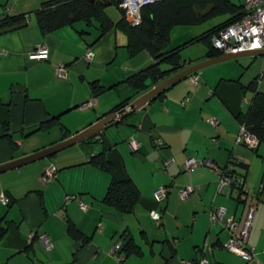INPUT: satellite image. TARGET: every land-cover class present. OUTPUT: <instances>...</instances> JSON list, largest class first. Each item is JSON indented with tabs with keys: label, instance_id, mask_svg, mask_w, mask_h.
I'll return each instance as SVG.
<instances>
[{
	"label": "crops",
	"instance_id": "crops-1",
	"mask_svg": "<svg viewBox=\"0 0 264 264\" xmlns=\"http://www.w3.org/2000/svg\"><path fill=\"white\" fill-rule=\"evenodd\" d=\"M44 1L0 0V18L29 14L27 25L0 33V135L7 125L17 145L13 150L0 138V165L71 137L125 100L130 105L144 92L136 93L126 79L153 62L146 50L129 56L127 36L117 27L100 37L96 21L80 20L42 34L33 13ZM117 10L119 17L112 19L105 8L114 23L122 18ZM173 28L167 50L208 30L179 29L173 45ZM40 44L49 49L46 60L29 56ZM193 45L196 50L188 53L187 46ZM87 51L92 53L91 60L86 59ZM205 53L202 43L184 46L180 50L183 69L208 59ZM260 56L264 57L244 55L202 67L191 73L198 76L197 84L189 74L124 122L115 124L113 117L93 140L0 172V194L9 199L7 205L0 202V216L7 222L0 240V264H117L110 251L123 231L141 251L126 257L125 264L197 263L201 258L208 264H264V144L255 149L235 144L241 126L236 116L248 111L254 95L242 88L256 80V90L264 92ZM60 63L66 67L65 77L55 73ZM93 86L103 90L96 92ZM91 97L95 105L80 108ZM55 116L59 125L39 129L41 121ZM210 119L218 124L213 126ZM60 125L68 137L63 138ZM155 136L163 141L159 148ZM131 138L140 142L137 151L129 145ZM101 152L111 172L89 163L90 157ZM189 157L208 159L218 171L205 165L185 170L184 160ZM170 158L173 161L164 166ZM49 164L56 167V178L44 182L41 175ZM226 166L245 176L240 199L238 188H230L227 194L216 192L219 170ZM112 179L135 183L140 198L134 212L120 213L102 202ZM187 186L194 191L181 201L178 193ZM159 187H166L167 196L156 201L154 192ZM79 200L86 209H81ZM252 204L255 211L247 245L255 255L245 261L223 247L229 232L209 221V211L222 207L241 227ZM154 210L161 214V223L150 217ZM67 219L83 238L69 236Z\"/></svg>",
	"mask_w": 264,
	"mask_h": 264
},
{
	"label": "trees",
	"instance_id": "trees-1",
	"mask_svg": "<svg viewBox=\"0 0 264 264\" xmlns=\"http://www.w3.org/2000/svg\"><path fill=\"white\" fill-rule=\"evenodd\" d=\"M121 0H45L39 9L33 14L36 23L42 34L53 32L61 27L71 25L76 21H85L91 24L93 21L98 23L100 37L113 27L122 30L128 39L127 51L129 56H135L141 51L146 50L153 59V62L140 71L129 76L127 82L136 93H142L152 86L165 80L171 75L181 71L184 67L182 63L180 50L193 43H202L206 48L205 56L216 57L222 54L216 50L211 42V36L221 29L237 22L244 14V4H236L232 0H159L144 6L141 10L142 21L139 25L131 26L123 16L114 23L106 14L105 8L108 5H114L119 10ZM226 16L221 23L208 29L201 35L167 50L170 43V31L174 26H194L203 24L214 18ZM29 14H16L14 16H5L0 18V33L15 30L27 25ZM166 64L167 69H162L161 65ZM191 75V74H190ZM256 80L251 85L243 87V90H252L254 92L250 107L247 112H240L236 119L241 125H245L247 130L258 138L259 144H264V92L256 90ZM170 86V85H169ZM168 86V87H169ZM167 87V88H168ZM96 92H101L102 87L93 86ZM165 88L164 90H166ZM160 91L159 96L164 91ZM129 103L125 100L114 107L110 114L120 112L123 107ZM134 110L123 113L119 120L114 119L115 124L122 123ZM54 125H59V117H51L41 121L40 130H48ZM63 138L69 136L68 131L60 125ZM91 135L84 138L83 142L93 140ZM0 138L6 140L11 149L16 150L17 145L13 141L7 125L4 126V133ZM232 162V160H231ZM89 163L99 167L107 172H111V164L105 158L103 152L96 154L89 159ZM223 172L235 177L236 180L244 182L245 176L237 174L234 170L224 167ZM243 184V183H242ZM231 188H238L239 199L241 197V184H233ZM262 188L264 190V170L262 176ZM139 189L131 180L112 179L108 185L102 202L120 213H132L139 201ZM7 232V222L3 216H0V240ZM67 233L74 240L83 238L74 224L67 219ZM122 240L118 251L122 260L119 264H125L124 259L132 254L140 255L141 251L130 237L127 238L123 231L120 235Z\"/></svg>",
	"mask_w": 264,
	"mask_h": 264
},
{
	"label": "built area",
	"instance_id": "built-area-1",
	"mask_svg": "<svg viewBox=\"0 0 264 264\" xmlns=\"http://www.w3.org/2000/svg\"><path fill=\"white\" fill-rule=\"evenodd\" d=\"M159 0H121L119 8L123 13L124 18L131 26L139 25L142 21L141 10L144 6ZM244 14L240 20L214 33L210 42L212 46L223 53H237L242 51L264 50V0H244ZM29 56L34 59L46 60L49 57V49L46 45H38ZM92 53L87 51L86 59L91 60ZM55 73L57 76L65 77L66 67L63 63L56 65ZM190 80L193 84H197L198 76L196 74L190 75ZM188 98L182 101V104L188 102ZM95 105V98L91 97L87 101L81 103L80 108H91ZM131 107L127 105L121 109L120 112L114 114V119L119 120L121 112L129 110ZM213 126L218 124L217 119H210ZM155 147L159 148L163 145V141L155 136L153 138ZM235 144L245 145L250 149H255L258 144V138L250 133L245 125H241L239 132L235 138ZM129 145L133 151H137L140 147V142L136 138H131ZM173 161L172 158L165 160L164 166H167ZM185 170H190L197 166H208L213 170L218 171L216 164L208 159H195L189 157L184 160ZM56 167L54 164H49L44 168L41 179L44 182L54 181L56 178ZM219 179L217 181L216 192L220 194H227L233 184L242 185V180H236L231 176L219 170ZM194 191V187L187 186L178 193L181 201L188 198L190 193ZM167 196L166 187H159L154 192L156 201H161ZM73 197V196H72ZM70 198V197H69ZM0 202L4 205L9 204V199L0 194ZM81 209H86L87 206L79 200ZM255 205H249L245 214V219L241 227L232 216H227L225 209L218 207L209 211V221L211 223H219L229 232L228 239L223 243V247L229 252L241 257L245 261H249L255 255L254 249L247 245L248 232L252 222ZM150 217L161 223V214L158 211H150ZM122 240L115 243L110 253L115 257L117 264L122 260L118 251L120 249ZM207 245V244H206ZM205 245V246H206ZM47 246H50L49 244ZM181 264H208V260L201 258L197 263L182 261Z\"/></svg>",
	"mask_w": 264,
	"mask_h": 264
},
{
	"label": "water",
	"instance_id": "water-1",
	"mask_svg": "<svg viewBox=\"0 0 264 264\" xmlns=\"http://www.w3.org/2000/svg\"><path fill=\"white\" fill-rule=\"evenodd\" d=\"M93 1V0H91ZM264 55V50H255V51H242L237 53H223L216 57H210L206 60L200 61L198 63H195L185 69H182L181 71L171 75L170 77L166 78L165 80L159 82L149 90L145 91L141 95H139L136 99H134L130 107L132 110H137L140 107H142L144 104H146L148 101H150L155 95H157L160 91L165 89L167 86L177 82L178 80L188 76L191 73L196 72L197 70L201 69L202 67H205L209 64L219 62L226 59L241 57L244 55ZM114 117V114H108L95 123L89 125L88 127L84 128L83 130L79 131L78 133L72 135L71 137L64 139L63 141H60L48 148L42 149L40 151H37L36 153H33L31 155H28L26 157H22L19 159H16L14 161H11L6 164L0 165V172L9 170L12 168L19 167L23 164L29 163L31 161H35L40 158L48 157L53 155L54 153L71 146L72 144L79 142L83 140L84 138H87L91 135L97 134L99 132L104 131L105 127L108 124H111V119Z\"/></svg>",
	"mask_w": 264,
	"mask_h": 264
},
{
	"label": "rangeland",
	"instance_id": "rangeland-1",
	"mask_svg": "<svg viewBox=\"0 0 264 264\" xmlns=\"http://www.w3.org/2000/svg\"><path fill=\"white\" fill-rule=\"evenodd\" d=\"M234 3H236V4H239V3H243L244 2V0H232ZM106 12L109 14V16L112 18V19H115V18H117V17H119V12H118V10H117V8L114 6V5H108L107 7H106ZM224 18V16H221V17H217V18H214V19H212V20H210V21H207V22H205V23H203V24H201V25H194V27H187V26H175L173 29H174V34H173V40H172V44L173 45H175V44H177V43H175V42H177V34L179 33V29H196V30H200V32L201 31H203V30H206V29H208L210 26H213L214 24H217L218 22H220L222 19ZM171 46V45H170ZM196 47H197V45H193V46H187V51H188V53L191 51V50H196ZM260 57H262L263 59H264V57L263 56H260ZM162 68H166V65H162ZM34 163V162H33ZM36 163V162H35ZM156 222V221H155ZM157 224H158V222H156ZM155 223V224H156ZM157 226V225H156Z\"/></svg>",
	"mask_w": 264,
	"mask_h": 264
}]
</instances>
